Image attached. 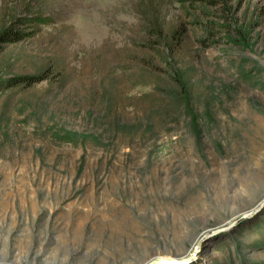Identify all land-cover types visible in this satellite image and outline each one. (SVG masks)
Instances as JSON below:
<instances>
[{
  "label": "rangeland",
  "instance_id": "rangeland-1",
  "mask_svg": "<svg viewBox=\"0 0 264 264\" xmlns=\"http://www.w3.org/2000/svg\"><path fill=\"white\" fill-rule=\"evenodd\" d=\"M156 254L264 264V0H0V264Z\"/></svg>",
  "mask_w": 264,
  "mask_h": 264
},
{
  "label": "trees",
  "instance_id": "trees-1",
  "mask_svg": "<svg viewBox=\"0 0 264 264\" xmlns=\"http://www.w3.org/2000/svg\"><path fill=\"white\" fill-rule=\"evenodd\" d=\"M188 1H202V2H211L212 0H188ZM8 32L5 31L4 34L6 35ZM16 34V32H13ZM18 36H14V38H17ZM44 79H47V77L43 78L42 75H35V76H16L14 78H10L6 81V85L9 86H18V85H33L36 82H40ZM179 89L176 90L175 96L179 98L181 101L185 100L187 98V89L188 86L185 82H178Z\"/></svg>",
  "mask_w": 264,
  "mask_h": 264
},
{
  "label": "water",
  "instance_id": "water-1",
  "mask_svg": "<svg viewBox=\"0 0 264 264\" xmlns=\"http://www.w3.org/2000/svg\"><path fill=\"white\" fill-rule=\"evenodd\" d=\"M189 259H190V255L185 256L184 258L181 259L155 256L151 258L149 261H147L145 264H183L184 262H187Z\"/></svg>",
  "mask_w": 264,
  "mask_h": 264
},
{
  "label": "bare ground",
  "instance_id": "bare-ground-1",
  "mask_svg": "<svg viewBox=\"0 0 264 264\" xmlns=\"http://www.w3.org/2000/svg\"><path fill=\"white\" fill-rule=\"evenodd\" d=\"M156 256H161V255H160V254H156ZM150 257H151V256H150ZM153 257H155V256H153ZM153 257H152V258H153ZM150 259H151V258H150ZM150 259H149V260H150ZM149 260H147V261H149ZM147 261H146V262H147ZM146 262H145V263H146ZM145 263H143V264H145Z\"/></svg>",
  "mask_w": 264,
  "mask_h": 264
}]
</instances>
